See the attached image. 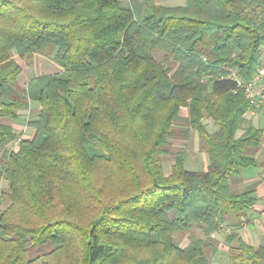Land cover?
I'll use <instances>...</instances> for the list:
<instances>
[{"label":"trees","instance_id":"trees-1","mask_svg":"<svg viewBox=\"0 0 264 264\" xmlns=\"http://www.w3.org/2000/svg\"><path fill=\"white\" fill-rule=\"evenodd\" d=\"M34 55L60 70L22 84ZM263 61L264 0H0V264H211L212 233L256 200L233 183L264 137L226 67L248 80ZM31 101L13 149L2 119ZM193 131L205 168L171 148ZM225 242L229 264H264V245Z\"/></svg>","mask_w":264,"mask_h":264},{"label":"crops","instance_id":"crops-1","mask_svg":"<svg viewBox=\"0 0 264 264\" xmlns=\"http://www.w3.org/2000/svg\"><path fill=\"white\" fill-rule=\"evenodd\" d=\"M36 56L44 57L41 55H36ZM44 58L47 59V57ZM30 64L33 65L32 63ZM30 64L28 65V67L30 66ZM42 64L45 70H49V71H43V73H50L60 70L59 65L56 64L54 61L49 60V58L47 59V61L42 60ZM23 71L24 69L22 70L20 75L21 78L23 76L22 80H20L22 84H26L28 79L33 75L40 74L35 72L26 76V74L24 75ZM39 110H40V105L35 101H31L29 109L26 112H24L23 115H21L19 118L17 119L4 118L3 121L14 126V128L17 131L25 135V138L30 137L34 132V129L32 126L28 125L27 121L29 118L34 117L39 112ZM187 112H188L187 107H181L180 114L182 116H186ZM261 114H264V111L255 109L248 111L245 116L255 126L264 127V124L259 125L257 123L261 118L260 117ZM205 122H207L208 128H210L211 126V129H209L210 131L216 129V126L210 120L207 119L205 120ZM194 133L195 132L193 131L192 136L195 145H193L192 150L193 153L194 150H196L198 153L195 152L192 162L194 164L199 163L200 160L199 156H200L202 163L204 164L203 168H205L208 163V155L205 151L199 150L198 134L197 136H195ZM17 148H18V144L16 143L15 149ZM254 157H255V162L252 165L245 167L242 170L241 175L234 181L233 188L238 192L239 191L251 192V194L256 198V200L250 207L247 208L246 210L247 213L242 217H237L234 212L227 214L224 218V221L221 223V227L219 228V230L212 233V238L214 239L217 245V250L213 253L215 256H217V254L223 251L228 259V244L225 242V237L232 232H236L240 234L245 240H247L255 247L264 245V216L262 214V208L264 205V137L258 150L255 152ZM163 170L166 175L170 173L171 168L169 161L163 162ZM200 236H203V233L200 234ZM187 243L188 240L183 245H186Z\"/></svg>","mask_w":264,"mask_h":264},{"label":"rangeland","instance_id":"rangeland-1","mask_svg":"<svg viewBox=\"0 0 264 264\" xmlns=\"http://www.w3.org/2000/svg\"><path fill=\"white\" fill-rule=\"evenodd\" d=\"M123 1H127V0H123ZM155 1L158 2V3L164 4V5H179V4H183L185 2V0H155ZM43 58L44 57H40V56L34 55L33 56V60H32L33 61L32 62L33 65L30 64L29 67L27 65V66H25L23 68L24 69V71H23L24 75L26 74V76H28V75H30L32 73H35V72L42 74L43 71H49V70H45L43 68L44 66L42 64V60L47 61L48 58L47 59L46 58L43 59ZM49 60H51V59H49ZM19 62H21L23 64V60L19 59ZM22 78H23V76H22ZM22 78H20V80H22ZM260 117L261 118H260L259 122H257V123L259 125H263L264 124V114H261ZM7 119H9V118H7ZM2 120H4V119H2ZM209 129H211V126H210ZM194 132H195L194 133L195 136H197L196 131H194ZM20 137H25V135L20 132ZM193 145H195V143H194V140H193V136L191 134V136H190L188 141L183 140L182 138H179V137L172 139L171 148L174 151L176 149H180V148L185 147L186 148V152L188 154L186 167L189 168V169H201V168H203L204 164L202 163V160H201L200 156H199V159L201 160V162H200V160H199V163H197V164H194L192 162L193 156H194L195 152H197L196 150H194V153H193V150H192ZM10 146L11 147L13 146L12 148L15 149L16 141H15V143L13 142ZM1 152H2V150L0 149V155H1ZM164 161H169L170 162V160H168V159H166ZM2 189H3L5 194L0 199V205L2 207H4L9 202V199H8V197L6 195V193L8 192V183H7L6 179H3V181H2ZM195 233L198 234V235L202 234V232L199 229H195ZM176 237L179 240L180 244L182 246H184L183 244L185 242H187V240H189V233L187 232V233H184L182 235H176ZM36 252H38V249H36V248L31 249L30 252H29V256H34L36 254ZM210 261H211V264H229L228 259H227L226 255H225V253L223 251H221L219 254H217V256H215L213 253H211L210 254Z\"/></svg>","mask_w":264,"mask_h":264},{"label":"built area","instance_id":"built-area-1","mask_svg":"<svg viewBox=\"0 0 264 264\" xmlns=\"http://www.w3.org/2000/svg\"><path fill=\"white\" fill-rule=\"evenodd\" d=\"M227 75L235 80L237 87L242 90L249 100L254 104V109L264 111V61L260 63L258 69L254 75L248 79L244 80L239 76L238 72L234 68L226 67ZM21 139H17L16 143ZM262 214L264 216V205L262 208Z\"/></svg>","mask_w":264,"mask_h":264}]
</instances>
